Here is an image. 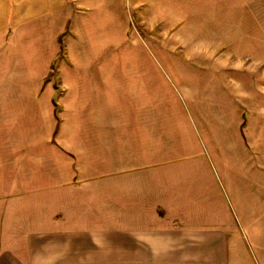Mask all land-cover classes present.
I'll list each match as a JSON object with an SVG mask.
<instances>
[{
  "label": "rangeland",
  "instance_id": "1",
  "mask_svg": "<svg viewBox=\"0 0 264 264\" xmlns=\"http://www.w3.org/2000/svg\"><path fill=\"white\" fill-rule=\"evenodd\" d=\"M147 147L183 171L169 255L78 238L109 223L93 208L109 153L140 171ZM67 178L86 194L69 197L59 264H264V0H0L2 231L28 232L33 204L59 205L40 186Z\"/></svg>",
  "mask_w": 264,
  "mask_h": 264
},
{
  "label": "crops",
  "instance_id": "2",
  "mask_svg": "<svg viewBox=\"0 0 264 264\" xmlns=\"http://www.w3.org/2000/svg\"><path fill=\"white\" fill-rule=\"evenodd\" d=\"M111 148L113 149L112 146H110ZM144 153L146 156L141 160L140 171L134 170V162L131 159L127 157L122 158L121 156L119 158L116 151L109 153L110 159L105 162L103 174L99 176L102 177L103 175L100 181H108L110 183L108 185L110 190L108 194L109 200L102 202L101 197L103 194L96 193L95 196L98 199L95 205H93V208H96L99 213L108 211L109 216H105L104 218L109 223L108 225H104L105 227H102L103 225L100 222H94L88 228H84L85 230L89 229V231H79L77 233L78 238L85 241L86 236L89 235L97 238L98 243H101L100 239L103 235L101 230L104 229V235L109 237L110 245H125V252L127 254L154 253L159 255L166 253L169 255L168 251H170L169 248L171 247L167 246L176 244V207H174L175 203L172 201H170L171 205L168 209L164 207L167 201L166 197L168 195L175 196L173 185L178 175L183 171L177 167L175 161L167 164L154 158L151 162L148 147L142 152L143 155ZM166 165L171 167H167ZM190 170L195 175L197 174L195 169ZM118 176H120V179ZM67 180L53 187H51L52 185H48V183L40 186V189L44 190L45 196L58 198L59 205L53 206L49 204L38 210L39 205L33 204L30 210L33 218H31L32 221L29 224V231L24 235L22 233L15 235V232L12 230L15 226L12 222H5L4 231H2L3 226L0 223V264H59L57 262L61 254L70 253L65 246L69 244V241L72 244V241L75 239L64 229L70 225L66 219V214L74 209V206L71 207L69 199L74 191L69 190L71 188L70 179L67 178ZM119 180H124L126 182L125 185L119 186ZM86 183L89 182L86 181ZM92 186L91 184H82V187L86 188H92ZM96 188L99 187L96 186ZM119 188H123L124 192L119 193ZM80 189H76V191H80ZM83 193L86 194L85 191L74 192L75 196H83ZM118 193L122 196L120 202L118 201ZM105 195L107 196V194ZM146 205L149 206V209L152 211L151 213H145ZM77 207L81 210L78 204ZM118 207L121 208L119 214ZM154 211L157 212L156 216L152 215ZM38 213L41 216L40 222L39 218H37ZM121 214H125L127 225H129V221H141L143 224L147 223L146 221L151 223L155 221V225L148 229L146 225H143L141 233L133 231L134 228L139 229L138 226L134 228L130 227L132 228L131 231L127 230L125 236L119 237L117 225L114 222L118 221V215ZM57 216L61 219L55 220ZM140 245L146 248L135 247ZM152 246H157V248H152ZM81 253L84 255L85 251ZM82 258L85 259V256ZM153 259L173 260L175 257L161 258L160 256H155Z\"/></svg>",
  "mask_w": 264,
  "mask_h": 264
}]
</instances>
